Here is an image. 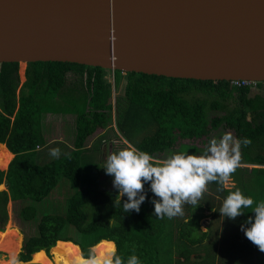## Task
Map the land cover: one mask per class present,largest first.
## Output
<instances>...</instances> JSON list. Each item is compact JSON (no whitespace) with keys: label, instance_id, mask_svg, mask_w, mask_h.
<instances>
[{"label":"trees","instance_id":"16d2710c","mask_svg":"<svg viewBox=\"0 0 264 264\" xmlns=\"http://www.w3.org/2000/svg\"><path fill=\"white\" fill-rule=\"evenodd\" d=\"M28 65L27 91L22 94L17 92L18 63H0V144L13 154L6 170L0 169V185H5L0 191V231L8 219L9 201L25 203L19 217L25 209L41 214L36 235L22 244L18 259L23 264H37L31 263L32 254H48L58 241L70 242L84 252L100 241L115 242L122 256L134 250L142 264H170L175 237L176 246L190 254L195 253L191 247L212 237L209 225L224 218L219 209L228 192L239 188L254 201L264 200L262 85L253 89L229 81L108 71L68 62ZM50 112L74 118L72 146H54L61 149L58 158L49 155L41 136L42 117ZM98 128H113L124 141L155 159L180 152L181 141L205 143L224 133L246 137L250 143L240 147L239 164L230 177L232 187L210 182L218 197L202 195L195 204L183 205V215L157 218L149 199L154 198L151 192L139 212L122 213L115 203L117 190L102 188L100 162L94 155H99V150L96 144L87 146ZM140 132L144 134L139 137ZM125 146L122 143V148ZM240 164L259 167L248 169ZM60 182L70 191L62 209L47 203ZM125 199L120 197L121 202ZM251 215L247 209L232 220L226 217L225 225H240ZM207 217L208 229L202 233L199 225ZM179 240L186 243L180 246ZM260 253L264 258V252Z\"/></svg>","mask_w":264,"mask_h":264},{"label":"water","instance_id":"95a60500","mask_svg":"<svg viewBox=\"0 0 264 264\" xmlns=\"http://www.w3.org/2000/svg\"><path fill=\"white\" fill-rule=\"evenodd\" d=\"M38 61L263 82L264 0H0V63Z\"/></svg>","mask_w":264,"mask_h":264},{"label":"clouds","instance_id":"9594fccd","mask_svg":"<svg viewBox=\"0 0 264 264\" xmlns=\"http://www.w3.org/2000/svg\"><path fill=\"white\" fill-rule=\"evenodd\" d=\"M249 143L246 137L234 138L231 133H224L218 139H211L201 154L177 152L164 159H155L148 152L124 141L125 147L107 155L102 169L111 177L112 186L117 190L115 203L122 213L139 212L147 193L151 192L154 198L149 199L153 214L157 218H173L183 215L185 203L195 204L210 182L215 181L222 186L228 181L238 167L241 145ZM48 152L51 157L58 158L61 149L52 147ZM121 196L126 197L123 202ZM247 209L253 215L240 224V231L259 251L264 252V200L254 201L252 196L236 188L225 196L219 213L232 220L244 215ZM95 249L93 245L87 252L79 251L72 261L65 260V264H142L134 250L127 256L119 254L115 242L107 251L98 253ZM8 264L23 262L12 255Z\"/></svg>","mask_w":264,"mask_h":264},{"label":"rangeland","instance_id":"374dc122","mask_svg":"<svg viewBox=\"0 0 264 264\" xmlns=\"http://www.w3.org/2000/svg\"><path fill=\"white\" fill-rule=\"evenodd\" d=\"M28 69H29L28 64L26 63L18 64L19 85L17 92L19 91V93L22 94H25L27 91V85L29 79L26 75V72ZM107 78L111 81L112 80L111 74H109ZM42 118L43 119L41 124L42 126L41 136L44 142L47 144V147L51 148L58 144H62L63 147L70 148L72 146V140L74 134L73 116L68 113L52 114L50 112L49 114H44ZM142 134H144V132H140L139 137ZM122 143H124V140L121 138L119 133L116 132L113 128H109L105 130L98 128L96 135L92 136L89 140H87V146L96 144V147L99 150L98 152L99 155H97V153H94V155L95 158L97 160L99 159L100 162V168H101L100 184L102 188L113 187L111 183V177L105 174L102 167L104 166L107 155L110 152H114L122 148ZM180 143L182 144V145L180 144L181 148L178 147V144L176 146L180 149L179 150L180 152H186V153L190 152L194 154L203 153L205 147L208 144V142L203 143L202 140H193V141L184 140L181 141ZM186 146H188V148ZM6 166L0 169L5 170ZM239 166L246 167L248 169L253 167H259L254 165H243V164H240ZM59 185L60 186L56 188L49 195V197L47 198V203L51 204L54 207L58 206L60 209H62L64 200L69 195L70 191L66 185L63 184L61 185V182ZM223 186L226 188L232 187L233 186L232 180L229 179L228 181L224 182ZM2 190H5L4 184L3 186L1 185L0 187V191ZM216 191L217 190H215L213 187H211L208 184L206 190L202 193V195L206 194L210 196V193H216ZM23 205H25L24 202L9 201L7 203L6 210H7L8 219L6 225L3 228L4 231L0 232V253L3 254L0 257V264H8L9 257L12 255H16L17 257H19V253L21 251L24 240L29 236L36 235L37 233L38 224L41 220V216H40L41 214L36 213L34 211H28L27 209H25L23 210L22 216L19 217L18 211L22 208ZM223 219H226V217H224ZM208 221H209L208 219H204L200 222L202 228L204 225H207ZM216 221H218L217 225L223 223L222 217H219L218 220ZM184 228L187 229V226H184ZM257 251L259 252L258 249ZM44 256L48 261V264H55V263L62 264V262L55 257L53 248L48 251V254L45 253ZM31 262H33L32 256H31ZM33 263H37V262H33Z\"/></svg>","mask_w":264,"mask_h":264},{"label":"crops","instance_id":"0c3cea01","mask_svg":"<svg viewBox=\"0 0 264 264\" xmlns=\"http://www.w3.org/2000/svg\"><path fill=\"white\" fill-rule=\"evenodd\" d=\"M0 145H3L5 150L13 157V154L6 149L4 144ZM1 185L3 186V184ZM211 195L218 197L214 193ZM208 213L207 211L205 212V214ZM205 219L210 221L209 217ZM222 220L223 223L220 225H217L218 223L209 225L212 230V237L210 239L205 237L201 243L191 247V251L194 250L195 252L194 254H190L186 249L177 247L176 243L178 240L175 237L172 242V263L170 264H264L263 255L260 251H257L255 245L244 237L242 231H240V225H230L229 222L225 225L227 220L223 219V217ZM208 223L203 228L199 225V231L202 233L207 232ZM175 235L178 236L176 232ZM185 243V241L179 240L180 246ZM205 244H208L207 248H204ZM177 250H181V252L178 254Z\"/></svg>","mask_w":264,"mask_h":264},{"label":"bare ground","instance_id":"6f19581e","mask_svg":"<svg viewBox=\"0 0 264 264\" xmlns=\"http://www.w3.org/2000/svg\"><path fill=\"white\" fill-rule=\"evenodd\" d=\"M11 158L12 156L5 150L4 146L0 145V168H4ZM111 243L112 242L110 241H100L95 245V250L98 253L101 251H107ZM53 251L55 257L59 259L62 264H65V260L72 261L77 256L79 249L76 245L70 242L58 241L53 247ZM32 261L37 262L39 264H48V261L46 260L42 251L34 253L32 255Z\"/></svg>","mask_w":264,"mask_h":264},{"label":"built area","instance_id":"2783aa9c","mask_svg":"<svg viewBox=\"0 0 264 264\" xmlns=\"http://www.w3.org/2000/svg\"><path fill=\"white\" fill-rule=\"evenodd\" d=\"M233 85L236 86H249L250 88H257L258 85H262V89L264 90V81L263 82H256V81H245V80H240V81H230Z\"/></svg>","mask_w":264,"mask_h":264}]
</instances>
